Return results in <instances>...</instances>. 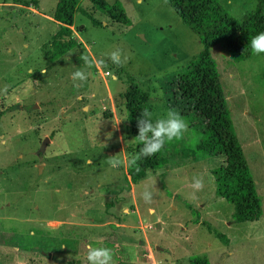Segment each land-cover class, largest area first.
<instances>
[{
	"label": "rangeland",
	"instance_id": "obj_1",
	"mask_svg": "<svg viewBox=\"0 0 264 264\" xmlns=\"http://www.w3.org/2000/svg\"><path fill=\"white\" fill-rule=\"evenodd\" d=\"M25 1L30 5L0 0V264H88L89 244L113 249L116 264H189L195 256L209 264H264V53L234 61L223 44L211 48L261 204L256 222L235 224L233 206L215 195L212 171L224 157L196 161L186 149L200 124L169 89L202 45L166 1L105 0L121 7L123 25L78 0L71 30L79 45L53 62L57 0ZM218 1L237 20L257 5ZM116 49L127 57L120 67L109 59ZM85 50L95 64L77 89L71 74L84 67ZM126 75L149 94L154 120L175 109L188 123L184 137L161 151L165 164L135 185L126 172L132 131L126 120L114 123L126 119ZM114 155L122 161L117 168L108 163ZM197 176L203 190L192 187ZM145 186L155 193L151 204L141 198ZM51 220L67 223L51 227Z\"/></svg>",
	"mask_w": 264,
	"mask_h": 264
},
{
	"label": "trees",
	"instance_id": "obj_2",
	"mask_svg": "<svg viewBox=\"0 0 264 264\" xmlns=\"http://www.w3.org/2000/svg\"><path fill=\"white\" fill-rule=\"evenodd\" d=\"M24 1V2H23ZM92 8L110 21L128 25V20L118 4L110 5L105 0H88ZM181 21L198 36L201 52L192 59L186 70L171 84V98L191 107L194 121L200 124L195 139H188L190 156L196 161L209 156H223L224 164L212 171L215 195L233 206L232 223L256 222L261 217V204L244 158L241 147L233 134L223 90L220 85L211 48L223 44L234 61L251 57L250 40L264 32V0H257L254 11L237 20L226 13L218 0H165ZM23 6L30 3L22 0ZM21 5V4H20ZM78 11V0H57L52 18L59 24L52 36L49 61L53 62L76 48L79 44L72 37L71 27ZM94 26L98 22L83 12ZM127 89L123 94L126 123L132 131L128 146L129 160L140 152L141 144L134 141L138 135L137 119L148 108L150 96L141 90L134 78L126 75ZM169 92V93H170ZM166 160L161 152L137 161L127 167L129 182L133 185L159 169ZM140 171H136V167ZM209 232L228 243V239L208 227ZM189 264H209L205 257L195 256Z\"/></svg>",
	"mask_w": 264,
	"mask_h": 264
},
{
	"label": "clouds",
	"instance_id": "obj_3",
	"mask_svg": "<svg viewBox=\"0 0 264 264\" xmlns=\"http://www.w3.org/2000/svg\"><path fill=\"white\" fill-rule=\"evenodd\" d=\"M250 46L252 53L255 55L264 53V32H259L253 36L250 40ZM79 59L83 62L84 67L78 68L71 74L73 86L77 89L83 87L87 82L90 75L87 69L93 67L95 64V61L87 50L79 56ZM109 59L117 67L123 66L127 61V57L123 56L120 49L112 51L109 54ZM122 120L127 119H120L119 121H114V123L119 125ZM137 128L138 135L134 138V141L141 144L142 147L140 148V152L129 160L130 166L137 165V161L142 157L147 158L161 152L166 144L182 139L188 131V123L175 109H169L164 116L154 120L153 113L145 108L137 119ZM108 163L112 168H117L121 166L122 161L114 155L109 156ZM136 171H140L138 166L136 167ZM192 187L197 191L203 190V177H194ZM140 195L145 203H153L155 193L150 187L145 186ZM122 211L127 212V206H124ZM149 212H154V209L149 208ZM86 259L88 264H116L114 250L103 246L93 247L89 244Z\"/></svg>",
	"mask_w": 264,
	"mask_h": 264
},
{
	"label": "crops",
	"instance_id": "obj_4",
	"mask_svg": "<svg viewBox=\"0 0 264 264\" xmlns=\"http://www.w3.org/2000/svg\"><path fill=\"white\" fill-rule=\"evenodd\" d=\"M16 5V4H15ZM33 11V10H32ZM35 13H37L36 11H35ZM57 23V22H56ZM135 211V210H134ZM125 213V216L127 217V216H129L130 215V213H132V212H129V211H127V212H124ZM64 222V221H63ZM63 222H60V221H53V220H51V221H49V225L51 226V225H55L56 227L57 226H63V225H65ZM123 226V225H122ZM52 227V226H51ZM143 244H145V245H150L151 243H150V239L147 237V236H145V238H144V241L142 242ZM153 245V244H152ZM154 247H155V245H153Z\"/></svg>",
	"mask_w": 264,
	"mask_h": 264
},
{
	"label": "water",
	"instance_id": "obj_5",
	"mask_svg": "<svg viewBox=\"0 0 264 264\" xmlns=\"http://www.w3.org/2000/svg\"><path fill=\"white\" fill-rule=\"evenodd\" d=\"M49 141V139L48 138H44V140H43V142H42V144H41V147H40V152H42L43 150H44V148H45V146H46V143ZM39 168H40V166H39Z\"/></svg>",
	"mask_w": 264,
	"mask_h": 264
}]
</instances>
